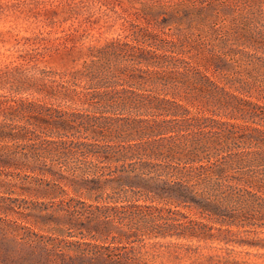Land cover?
I'll use <instances>...</instances> for the list:
<instances>
[{
    "label": "trees",
    "instance_id": "trees-1",
    "mask_svg": "<svg viewBox=\"0 0 264 264\" xmlns=\"http://www.w3.org/2000/svg\"><path fill=\"white\" fill-rule=\"evenodd\" d=\"M18 184L109 249L264 233V0H0Z\"/></svg>",
    "mask_w": 264,
    "mask_h": 264
},
{
    "label": "rangeland",
    "instance_id": "rangeland-1",
    "mask_svg": "<svg viewBox=\"0 0 264 264\" xmlns=\"http://www.w3.org/2000/svg\"><path fill=\"white\" fill-rule=\"evenodd\" d=\"M114 36L115 29L104 32L99 40L87 38L85 43L97 44ZM19 187H0V197L26 199H7L12 209L0 211V264H264V233H239L229 243L156 238L115 243L120 247L109 249L103 247L108 243L94 240L76 225L69 226L64 213L53 210L59 198L43 197L37 189L20 194ZM44 208L47 211L40 213ZM46 212L49 215L43 218Z\"/></svg>",
    "mask_w": 264,
    "mask_h": 264
}]
</instances>
